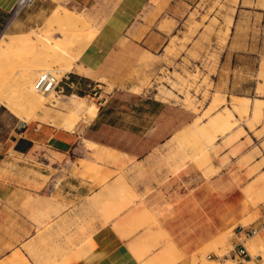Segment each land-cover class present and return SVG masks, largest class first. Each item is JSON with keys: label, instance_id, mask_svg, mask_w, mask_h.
<instances>
[{"label": "rangeland", "instance_id": "obj_1", "mask_svg": "<svg viewBox=\"0 0 264 264\" xmlns=\"http://www.w3.org/2000/svg\"><path fill=\"white\" fill-rule=\"evenodd\" d=\"M70 6L65 4L71 11L58 3L42 26L29 27L23 35H10L16 33L7 29L0 38V46L6 43V49L0 47V95L21 70H32L33 82L43 71L35 70L45 66L42 60L53 53L56 58L49 67L58 68L70 61L72 70L80 73L63 71L54 87L60 97L48 99L58 102H45L29 114L28 120L0 103V164L7 163L3 142L10 143L9 135L18 121L45 123L55 130L65 128L82 134L92 120L81 122L82 114H72L75 105L70 96L82 97V110L89 106L98 110L99 103L114 92L146 94L165 103V123L160 126L166 137L161 144L165 153L155 155L147 168L134 156L98 158L86 150L81 138L82 160L44 149L19 156L15 163L8 161V170L2 166L0 172V180L17 182L14 194L25 196L20 204H8L5 220L12 224L17 213L36 227L41 243L45 237H54L49 251H40L42 257L65 254V208L69 206L65 203V191H69L65 183L74 176L87 189H77L73 180L76 186L70 193L99 190L94 199L81 198L80 202L85 214L79 229L87 240L95 221L104 223L137 201L148 214L145 225H155L164 251L170 250L164 264H219L233 259L229 250L241 237L237 235L241 226L257 228V233L244 242L251 256L258 257L249 263L240 261L264 264V0H198L156 50L124 51L109 58L99 71L78 70L66 53L73 56L86 43H93L103 17L91 8ZM29 7L16 14L11 11L10 18ZM46 38L59 48L42 43ZM12 73L14 78L9 77ZM227 113L231 127L226 133L193 132V125L199 128L213 115L222 114L229 120ZM72 120V128L67 127ZM153 130L157 128H150ZM107 132L123 145L122 149L147 147L143 143L146 137L133 140L116 130ZM213 135L217 148L209 152L206 145ZM26 146L19 143L21 149ZM117 190L130 191L132 197L127 194L125 200ZM111 194L114 203H125L107 217L102 205L111 202ZM117 195L122 198L117 199ZM86 200H90L88 209L83 208ZM70 206L77 208L72 202ZM86 239L82 243L85 246ZM69 254L63 256L62 264L79 258L76 248ZM13 259L24 260L20 254ZM204 259L219 261L204 263ZM238 261L228 260L226 264Z\"/></svg>", "mask_w": 264, "mask_h": 264}, {"label": "crops", "instance_id": "obj_2", "mask_svg": "<svg viewBox=\"0 0 264 264\" xmlns=\"http://www.w3.org/2000/svg\"><path fill=\"white\" fill-rule=\"evenodd\" d=\"M16 1L0 0V38L7 29H12L16 33L10 35H23L29 27L42 26L58 3L67 10L70 9L65 8V4L70 3L72 9L91 8L97 11L103 17L101 28L94 42L84 49L75 62V66L78 70L99 71L107 65L109 58L123 55L124 51L156 50L182 23V19L198 0H69L66 3L65 0H35L31 7L10 18ZM71 74L80 73L72 70ZM58 97L60 96L57 94L48 97L44 103L50 101L56 104L58 101L48 99ZM165 112V103L149 95L114 92L99 103L95 117L90 123L88 122L82 134L65 128V130H55L45 123L29 125L27 122L18 121L13 126V134L9 135L10 143L6 140L3 142L5 161L15 163L21 159L19 156L37 154L39 149L82 160L83 157H80L83 154L82 138L85 140V147L86 142H90L100 149L118 152L120 156H134L137 162H142L148 168L155 155L165 153V148H162L161 144L166 137L160 130V126L165 123ZM150 128L157 130L150 132ZM108 130H116L119 135L133 140L146 137L147 141L143 143L147 147L122 149L123 145L112 140L107 134ZM22 142L27 144L24 149L19 148V143ZM86 150L98 156L95 149L86 147ZM7 163L0 164V172L4 169L2 166L8 170ZM68 180V183H65V187H69V191H65V203L69 205L65 208V254L58 253L56 258L53 254L42 257L40 253L42 250L49 251L48 248L54 244V237L50 239L45 237V243H41L42 239L37 236L36 227L17 213L13 226L5 220L8 204L10 202L20 204L25 196L13 193L17 191V182L0 180V264H62L63 256L70 255L74 248L77 249L79 258L71 264H164L166 262L170 250L164 251L157 227L145 225L148 219L147 212L137 206L135 201L134 205L126 206L112 216L120 209V205L125 203L120 200L114 203L112 194L111 202L102 205L106 216L112 217L104 223L95 221L94 229L87 240L85 233H81L79 229L80 219L85 214L81 210L80 202L81 198L94 199L93 194H97L99 190L93 192L87 190L80 195L73 194L70 193V189L76 186L72 183L73 180L78 184L77 189L80 187L87 189V185H83L81 180L74 176ZM140 190H137V193ZM121 192L117 190V194ZM122 193L125 200L127 194L129 198L132 197L130 191L123 190ZM120 197L122 198L117 195V199ZM71 202L77 204L76 209H71ZM89 204L90 200H86L83 208H90ZM85 239L86 246L82 244ZM242 243L245 246L246 242ZM15 254H20L24 260L13 259ZM257 257H252L248 252L243 261L249 263L257 260ZM228 260L233 262L231 259H224L223 263L219 264H226ZM211 261H219V259H204V263ZM238 263L242 264L241 261ZM173 264L199 263L175 261Z\"/></svg>", "mask_w": 264, "mask_h": 264}, {"label": "bare ground", "instance_id": "obj_3", "mask_svg": "<svg viewBox=\"0 0 264 264\" xmlns=\"http://www.w3.org/2000/svg\"><path fill=\"white\" fill-rule=\"evenodd\" d=\"M66 11V10H65ZM64 11V13H65ZM69 13V12H68ZM71 13V12H70ZM58 16V15H57ZM81 30V29H80ZM87 30V29H86ZM91 30V29H90ZM93 31L91 30V33ZM90 33V32H89ZM90 33V34H91ZM95 34V33H94ZM92 35V34H91ZM90 35V36H91ZM95 35H93L89 41L94 37ZM86 38V37H85ZM16 39V38H15ZM18 40V39H17ZM28 41V40H27ZM35 41V40H34ZM88 41V42H89ZM39 42V41H38ZM47 42V43H46ZM53 42V41H52ZM49 42L48 39H44L42 43H44L46 46L50 45L51 47L57 49L59 48L58 44L56 42L52 43ZM15 43V42H14ZM40 44V43H38ZM90 43H86L85 45H83L80 50L73 56H70L69 54L66 55L72 59H74L73 61H77L79 59V57L82 55L84 49H86L88 47ZM6 45V43H5ZM4 44H2L0 47L1 48H5L6 46ZM13 46V45H12ZM17 46V45H16ZM12 48V47H11ZM14 48V47H13ZM6 51V50H5ZM50 51V50H49ZM52 54V53H51ZM54 56L50 57V58H45L46 60H42V62H44L45 66L41 67V69L39 68L38 70L36 69L35 71H39V70H43L40 71L39 73H37V75L35 76L33 82H31V77L33 76L34 73H32L31 71H27L26 70H21L16 79L12 80L10 82V85L8 83V88L5 91L4 94L0 95V103L6 105V107H9V109H11L12 111H15L17 113V115L23 119V120H28L29 118V114L31 113H35V111L39 110L41 108V106L43 105L44 101L48 98V97H52V96H56L59 95L58 93H54V85L55 83L58 82V76L65 70H70L72 69L73 65L72 63L69 61L68 63H66L63 66H60L58 68H52L49 67V62L56 58L55 54L53 53ZM72 61V60H71ZM38 65V64H37ZM34 72V71H33ZM44 73H49L46 76V80H45V84L47 82H49L48 86H41V87H36V81L39 79V77L44 74ZM16 75L14 73L11 74V78H14ZM10 78V79H11ZM33 79V78H32ZM6 87V86H5ZM60 96V95H59ZM73 104L75 105V108H73L72 114L77 115L80 114L79 112L82 111V116L80 118L81 122H90V120L92 118L95 117L96 111H97V107L94 106H89L86 109L82 110V102L80 97L76 96V95H72L71 96ZM219 104V102L217 103ZM216 104V105H217ZM232 104V103H231ZM238 105V104H237ZM19 106L23 107V109ZM236 107V106H235ZM241 107V106H240ZM240 109V108H239ZM238 110V108H237ZM229 120H225V116H223L222 114H217V115H213L203 126L201 127H196L195 125H193V132L198 133V134H209V132H221V133H226L230 127H231V123H230V117L231 115L228 114ZM227 119V118H226ZM73 121H68L66 123L67 127H71L73 126ZM79 124V123H78ZM81 124V123H80ZM79 124V125H80ZM191 124H194L193 122ZM191 131V130H190ZM189 132V131H188ZM192 132V133H193ZM215 135L211 136L210 140L207 142V151L209 152H214L216 151V144L213 143ZM229 137V136H228ZM227 137V139H228ZM229 140V139H228ZM86 147L87 149H95V151L98 154V158H110V159H117L118 157H120L118 152L115 151H110L107 149H100L97 146H95L94 144L90 143V142H86ZM220 167V166H219ZM218 168V167H217ZM138 216V215H137ZM149 249V248H148ZM150 251V250H149ZM164 255H166L164 253ZM168 256V254H167ZM166 257V256H165ZM164 257V259H166ZM263 257V256H262ZM160 258V257H159ZM156 259V258H155ZM153 259V260H155ZM151 260V261H153ZM158 260V259H157ZM161 260V259H159ZM233 262H235L236 260L231 259ZM167 261V260H166ZM158 262V261H157ZM164 262V261H163ZM246 262V261H245ZM154 263V262H153ZM255 264V263H252Z\"/></svg>", "mask_w": 264, "mask_h": 264}, {"label": "built area", "instance_id": "obj_4", "mask_svg": "<svg viewBox=\"0 0 264 264\" xmlns=\"http://www.w3.org/2000/svg\"><path fill=\"white\" fill-rule=\"evenodd\" d=\"M35 0H17L12 12L14 14L18 13L20 10H22L23 8L29 7L33 4ZM49 73H44L42 74L39 79L36 81V87H41L45 84V80H46V76ZM57 83H55L54 87L56 86ZM49 82H47L44 86H48ZM257 228L256 227H251V228H244V227H240L238 228V233L237 235H240L241 237H239L236 242H234L232 244L231 249L229 250L230 256L231 258H233L234 260H244L247 255H248V251L245 248V246L243 245V241H245L246 239L250 238L251 236H253L254 234L257 233ZM238 261V262H239Z\"/></svg>", "mask_w": 264, "mask_h": 264}]
</instances>
